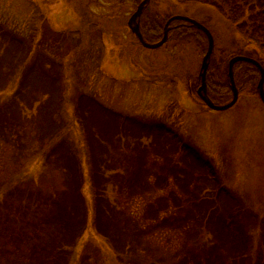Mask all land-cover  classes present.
I'll use <instances>...</instances> for the list:
<instances>
[{"label": "rangeland", "instance_id": "1", "mask_svg": "<svg viewBox=\"0 0 264 264\" xmlns=\"http://www.w3.org/2000/svg\"><path fill=\"white\" fill-rule=\"evenodd\" d=\"M199 1L150 0L145 10L204 25L217 62L259 59ZM138 4L0 0V264H44L69 229L81 235L65 248L64 264H257L260 254L264 264L259 90H240L229 110H209L197 94L204 40L181 43L176 31L160 48H144L127 25ZM54 57L59 62L49 69ZM153 122L166 130L151 129ZM92 143L102 146L99 174L112 179L98 200L99 232ZM185 146L201 151L212 169L191 161ZM75 159L82 178L76 190ZM232 218L248 241L236 260L225 232Z\"/></svg>", "mask_w": 264, "mask_h": 264}, {"label": "trees", "instance_id": "2", "mask_svg": "<svg viewBox=\"0 0 264 264\" xmlns=\"http://www.w3.org/2000/svg\"><path fill=\"white\" fill-rule=\"evenodd\" d=\"M194 1H199V0H194ZM136 2L140 4L142 0H136ZM203 3L212 6L221 16H223L226 19V21L229 24L235 27L236 31L242 36L243 39L247 41V43H249L250 45H253L256 48L258 55H259L258 57L259 59L257 61L264 68V0H206V1H203ZM168 19L169 18L165 20L164 19L161 20L157 13H151L150 11H147L144 9V12L142 16L140 17V29H141L144 39L150 43L159 42L163 38L164 27ZM173 32H176L177 34L176 38L181 43H187V41H190L194 38L201 37L204 40V42H201V43H204V45L203 47L201 46L200 47L203 49L208 47V43L206 42L208 40L205 34H203V32L199 31L196 27L190 25L187 22H184V21L173 22L170 25L169 39L171 36L173 37V34H172ZM63 39L64 38L61 37V40ZM10 40L14 41V38L10 37ZM63 41H66V40H63ZM62 43L65 44V42H62ZM35 45L32 44L30 46V49H29L30 53L36 54V48L38 47L39 43H36ZM32 46H33V49H32ZM61 51H63V46H62V49L57 52H61ZM213 54L214 52L212 53L210 57L209 67H208L207 75H206L207 94H208V97L215 104L223 105V104L229 103L232 100L230 83H229L228 76H227L228 62L226 61L217 62L216 59L213 57ZM247 55L248 54H246L245 56ZM35 59L37 58L35 57ZM58 62L59 61H57L56 57L52 58L51 61H48V64L50 65L49 69L53 68L55 64ZM30 70L31 68L27 67L25 72L30 71ZM44 71H47V70H44ZM25 72H23L24 74L21 80H24L23 78H25L24 77ZM234 72H235V82L239 90L255 89L257 91L256 88H257L258 81L260 79V71L255 65H252L246 62H238L234 66ZM58 81L59 80L57 79V82ZM198 81H199L198 85L200 86L201 79L199 78ZM89 112L91 114V120H93L95 111L92 109L91 106L88 107L86 116L88 115ZM135 120L137 121L136 118ZM153 123L154 124L153 125L151 124L150 126L151 129H153L154 127L156 129H159V131L166 130L165 129L166 127L157 126L158 124H156V122H153ZM141 127H142V130H144V128L148 126L144 122V124ZM88 128L94 134L90 124L88 125ZM169 133H172V132L170 131ZM88 139H89L88 140L89 142L90 141L89 135H88ZM107 147L109 146L107 145ZM101 149H102V146L100 144L92 143V149L90 152V163H91V167H93L91 178H92V181L95 182L94 190H96L98 194V195L96 194V198H95L96 205H94V208L96 211V214H95L96 221L98 222V225H99L97 232H99L101 228L100 227L101 222L99 221L97 217L99 214V210H100L99 208L100 201L98 200L101 199L103 195L106 194L105 190L108 187V185L112 184V179H109V178L105 179L104 176L101 177L98 171L99 160L101 156V154H98V151H101ZM193 149L194 148L189 147V146L184 147V152L185 154L188 153V158L191 159V161H195L196 164H199L202 167L207 166L209 170L212 169L210 162L205 159V155L201 151L198 152L197 150H193ZM142 152L143 151H138L137 153L141 154ZM73 157L74 155L71 156V158ZM108 157L109 155L107 154V159ZM187 166L193 167L191 165H187ZM71 173H72V177L70 178V184L72 185L73 189L76 190V188L80 186L82 183L80 165L77 159H75L73 162ZM97 181H99V183ZM14 186L15 184L12 185V187ZM63 198H64V194H63ZM78 198H79V194L75 197V199H78ZM66 205L69 209L71 208L73 211V204L66 203ZM227 221H226L227 228L225 229V232L227 231L228 233L233 235L232 237L234 240V243H232L231 245L233 248L232 250H230V254H233V257L236 260L237 256L235 255V253H239L241 252L242 249L247 247L246 245V242L248 243L247 235L241 234L242 229L238 226V224L236 225L235 218H232L231 220H227ZM79 233L80 234H72L71 229H69L68 234H65V232L63 231V234L65 236H63L64 238L63 237L60 238V240H62L64 243L61 244L60 240H58L59 243L57 242V240L55 241L58 245L56 246L54 244L55 247L53 248V251H51L50 254L47 256V258L45 259L44 264H50V262L52 263L54 262V264H64L63 259L67 256V253H66L67 250L65 248L68 249L70 247H73L77 239L80 237L81 231ZM66 237H71L72 240L69 242ZM59 245L64 247V250L59 251L60 255H58L57 257L56 250L59 248ZM60 256L62 257V259L59 258ZM259 256L260 258L256 259L258 261L257 264H261L260 262L262 261V255L260 254ZM191 261H192L191 264H195L194 259L193 260L191 259ZM212 262L216 263V260Z\"/></svg>", "mask_w": 264, "mask_h": 264}, {"label": "water", "instance_id": "3", "mask_svg": "<svg viewBox=\"0 0 264 264\" xmlns=\"http://www.w3.org/2000/svg\"><path fill=\"white\" fill-rule=\"evenodd\" d=\"M150 2V0H143L137 10L134 12V14H132V16L129 18L128 20V27L131 30V32L137 36L139 42L141 43V45L147 49H157L159 47H161L163 44H165L168 41V32H169V26L172 22L174 21H185L190 23L191 25L195 26L198 30L202 31L207 39H208V49L207 52L205 54V56L203 57L202 60V64H201V68H200V73H199V77L201 78V86L199 87L197 94L198 96L201 98V100L207 105L208 108H210L211 110L214 111H225L230 109L231 107H233L239 97V91L236 87L235 84V80H234V65L238 62H246L252 65H255L259 68L260 72H261V78L259 80L258 83V90H259V96L261 101L264 103V69L262 68L261 64L256 61L253 58L247 57V56H235L233 58L230 59L229 61V70H228V79L230 82V87L231 90L233 92V98L232 100L225 105H216L212 102V100L208 97L207 95V89H206V74H207V70H208V66H209V59L211 57V54L213 52L214 49V40H213V36L211 34V32L202 24H200L199 22H197L196 20H193L191 18L185 17V16H175V17H171L164 28V34H163V38L160 42L158 43H148L144 40L143 35L140 31V25H139V18L143 12V9L146 5H148Z\"/></svg>", "mask_w": 264, "mask_h": 264}]
</instances>
